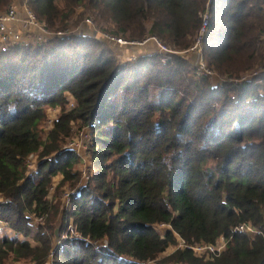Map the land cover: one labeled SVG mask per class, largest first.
Returning <instances> with one entry per match:
<instances>
[{"label":"trees","instance_id":"1","mask_svg":"<svg viewBox=\"0 0 264 264\" xmlns=\"http://www.w3.org/2000/svg\"><path fill=\"white\" fill-rule=\"evenodd\" d=\"M14 1L0 0V11ZM28 6L52 30L75 28L81 8L79 20L89 13L116 36L156 37L175 51L195 44L207 12L203 56L224 82L193 86L187 59L176 54L118 64L90 37L0 49V220L15 233L0 237V264H264V73L236 82L264 71V0ZM48 108L61 113L45 137ZM75 126L92 134L94 171L84 187L81 159L68 146ZM57 179L73 191L58 236L70 221L79 234L58 246L60 205L49 198ZM28 216L43 220L33 227ZM240 225L257 233L235 231ZM221 237L225 249L210 260L191 248Z\"/></svg>","mask_w":264,"mask_h":264},{"label":"built area","instance_id":"2","mask_svg":"<svg viewBox=\"0 0 264 264\" xmlns=\"http://www.w3.org/2000/svg\"><path fill=\"white\" fill-rule=\"evenodd\" d=\"M202 18V27H201V34L205 33L208 29L209 21L207 14L205 16H201ZM93 21V20H92ZM91 21L90 17L85 18L80 26L75 29L74 31L70 30H52L50 29L47 24L37 18L35 13L30 9L28 6V0H15L11 6L5 10L0 11V49H6L11 46L22 45L26 43H36L38 45H43L49 43L54 40L65 39L69 38L70 36H81V37H97L101 39L105 43V45L113 51L118 59L122 61H135L141 57L149 56L150 53H162V54H169V55H183V52L175 51L162 42H160L156 37H151L146 39L142 43L131 42L124 38H121L116 35L102 33L96 29L93 22ZM149 44V46H146ZM145 47L144 49H142ZM199 46L193 48V50L198 49ZM135 48L133 53L129 54L126 53L128 49ZM148 49H152L149 50ZM121 63H126L122 62ZM199 73L211 78L218 77L217 74L211 71L208 66L203 63L199 62L197 64ZM259 72L253 73V76H257ZM245 79V77H244ZM246 80V79H245ZM241 80V81H245ZM216 86V85H215ZM88 132L79 133L76 138H73L69 143V148L75 152L79 158L81 159V170H82V181L88 182L89 177L91 175V160L89 156V144H88ZM39 167V160L38 156H32L30 158V163L28 165V172L27 175H32L37 172ZM73 195V191L67 192L64 196V205L63 210L69 209L71 205V196ZM33 221V216H28ZM38 220H43L42 218H38ZM33 223V222H32ZM34 224V223H33ZM7 227V223L0 220V231ZM235 231L240 233H245L248 235H255L257 233L255 227L251 225H240L236 227ZM71 237H79L76 229L73 226L72 221L69 222L67 229L63 232V235L59 239L60 242L63 240H67ZM227 241L224 237L220 238V241L217 245H208V246H195L191 247L196 253H199L200 257L202 255V251L207 252V256L205 257L207 260L212 259L214 256L221 254L226 246ZM57 245V244H56ZM102 246H106V242L101 244ZM53 255H51L52 257ZM46 264H52V259H50ZM140 264H149V263H140Z\"/></svg>","mask_w":264,"mask_h":264},{"label":"rangeland","instance_id":"3","mask_svg":"<svg viewBox=\"0 0 264 264\" xmlns=\"http://www.w3.org/2000/svg\"><path fill=\"white\" fill-rule=\"evenodd\" d=\"M11 6V5H10ZM9 6V7H10ZM8 7V8H9ZM7 8V9H8ZM83 10H81V8L80 9H78L77 10V14H76V16H74L73 18H72V23L71 24H73V23H75V22H78L79 24L75 27V28H69L68 30H70V31H74L75 29H77L79 26H80V24H81V22L80 21H82L84 18H87V17H90L91 18V21L93 22V24H94V26L96 27V29L97 30H99L100 32H102V33H108V34H112V33H110V32H108V31H106V30H104L102 27H99L96 23H95V21H94V18H93V16L91 15V14H86V16L85 17H83V19L82 20H79V13L80 12H82ZM86 11L84 10L82 13L84 14ZM207 14V17H208V21H209V23H210V15H209V13H207V12H205V13H203L201 16H205ZM106 26V25H105ZM107 27V26H106ZM109 27H112V25H109ZM202 27V26H201ZM112 29V28H111ZM207 31V30H206ZM206 31H205V33H203V34H201V29H200V32H199V34H198V37H197V39H196V42H195V44H193V46L192 47H190L189 49H187V50H184V51H180V52H183L184 54L183 55H180V56H182V57H185L186 59H187V61H188V63H189V66H190V68H189V75L187 76V80L190 82V84H193V86H196L195 85V82L196 83H198V84H200V85H204V82H205V79H207L208 80V82H209V84L210 85H212V87H213V85H216V86H218V85H221L223 82H224V80H223V78L222 77H220L217 73V76L218 77H215L214 79L213 78H211V77H208V76H205V75H202V74H200L199 73V70H198V67H197V64L199 63V62H203V63H205L206 65H207V63H206V61H205V59H204V56H203V39H204V36H205V34H206ZM112 35H114V34H112ZM121 38H123V37H121ZM148 38H151V37H146V38H144V39H142V40H128V39H126V38H124V39H126V40H128V41H131V42H137V43H142V42H144L146 39H148ZM91 39H94V40H96V41H98V42H100L101 44H103V45H105V43L103 42V41H101V39H99V38H97V37H94V36H92L91 37ZM146 45V44H145ZM106 46V45H105ZM146 46H149V44H147ZM167 46V45H166ZM196 46H199L198 47V49H197V51L196 50H193V48H195ZM107 47V46H106ZM167 47H169V46H167ZM145 47H143L142 49H144ZM169 48H171V47H169ZM172 49V48H171ZM135 50V48H132V49H128L127 51H126V53H129V54H131V53H133V51ZM149 50H152V49H148V51ZM174 50V49H173ZM161 55V56H163V61H166V59H167V57H169L170 55L169 54H162V53H156V52H153V53H150L149 55ZM174 55V54H173ZM177 55V54H176ZM145 57V56H144ZM140 59V58H139ZM118 60V64L120 63V64H125V63H121V59H117ZM138 60V59H137ZM137 60H135V61H137ZM122 62H126V63H130V62H128V61H122ZM131 62H134V61H131ZM208 66V65H207ZM209 68V67H208ZM212 71V70H211ZM214 72V71H213ZM257 72H259V74H262V73H264V71L263 70H261V71H257ZM255 73V72H254ZM258 74V75H259ZM257 75V76H258ZM244 77H245V79L246 80H250L252 77H254L253 76V74L252 73H248V74H246V75H244ZM244 77H242V79L241 80H245L244 79ZM236 81L237 83H239V82H244V81ZM262 82H260V84H261ZM185 85H189L188 83H186V81H185ZM184 90H187V87H185V88H183L181 91H184ZM188 93H189V90H187L186 91V95H184V92H183V95H181V96H187L188 95ZM180 96V97H181ZM60 113H61V108H48L47 109V118H48V124H47V127L45 128V131H44V136L46 137L47 136V134H48V132L53 128V126H54V122L58 119V117H59V115H60ZM85 130L88 132V137H89V139H88V144L90 145V143H91V136H92V134H91V131L88 129V128H85V129H83V130H79V127L78 126H75L74 127V130H73V138H76V136H78L79 135V133H81L82 131L83 132H85ZM88 152H89V149H88ZM80 167H81V163H80ZM79 167V168H80ZM93 167H92V169H91V173H93ZM87 183L86 182H83L82 181V183L80 184L82 187H84L85 185H86ZM61 185V181L60 180H55V182H54V186L52 187V189H51V191H50V194H49V198H50V200L55 204V203H58L59 205H60V213H59V215H58V217H57V219H56V221H55V225H56V229L57 230H55L54 232H53V238H54V242H55V244H57V246L59 245V239L61 238V236L63 235V233L60 235V236H58V231L60 230V228H61V226L63 225V222H62V215H63V206H62V204L64 205V196H65V194L67 193V192H72L71 191V187H70V185L69 184H66L65 186H60ZM64 210H65V208H64ZM31 221V220H30ZM40 221L41 220H38V218H34L33 219V223H34V225L35 226H37L39 223H40ZM32 222H30V224L29 225H31V226H33V223ZM43 224V223H42ZM34 227V226H33ZM159 229L161 230V231H164L165 230V227L164 226H161V227H159ZM50 234H52V232H49ZM14 234L15 233H13L11 230H10V228L8 227V225H7V227L5 228V229H3V230H1L0 231V237H5V236H14ZM178 240H180V238H177ZM64 241V240H63ZM62 242V241H61ZM60 242V243H61ZM98 247H103L102 245H98ZM183 247V243H182V241H180L179 242V244H178V246L177 247H173V248H170L163 256H161V258H159V259H162L164 256H166V255H169V254H171L173 251H175L177 248H182ZM195 247V246H194ZM197 254V256H199L200 254L199 253H196ZM202 256H207V252L206 251H202V255L200 256V257H202ZM24 264H29V263H24ZM52 264H53V261H52ZM149 264H157V261H153V262H151V263H149Z\"/></svg>","mask_w":264,"mask_h":264}]
</instances>
